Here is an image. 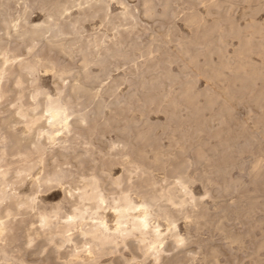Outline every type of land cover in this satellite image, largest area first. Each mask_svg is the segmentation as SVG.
I'll use <instances>...</instances> for the list:
<instances>
[{
    "label": "bare ground",
    "instance_id": "6f19581e",
    "mask_svg": "<svg viewBox=\"0 0 264 264\" xmlns=\"http://www.w3.org/2000/svg\"><path fill=\"white\" fill-rule=\"evenodd\" d=\"M33 1H35V0H33ZM223 2H225V0H213L209 5H216V6L222 5V6H224L222 4ZM241 2L242 1H240V3ZM253 2L254 1H252V3ZM232 3H235V2L233 1ZM236 3H238V2L236 1ZM245 3H247V2L245 1ZM261 3H263V2L261 1ZM261 3H260V5H261ZM225 5H227V4H225ZM232 5H234V4H232ZM120 6H123L122 3ZM192 6H191V8L196 7V6H194V7H192ZM167 7H168V2H166L165 5L162 7L163 8L161 11L162 13L158 15L157 12L155 11V7L152 3V0H143L142 1V7H141V13L143 14L144 17H146V19L147 18L152 19L155 16H162L163 17V16L167 15ZM256 7H258V6H256ZM206 8H204V9H206ZM212 8H214V7H210L209 9H212ZM195 9H197V7ZM40 10L45 13L44 19L40 23L29 24L27 21L28 7L26 5L23 6L21 11H19L16 16L4 17L3 8L1 7V4H0V17L2 16V19H1L2 22H1L0 30L3 31V34L0 35V56H1V59H0V99L3 98L2 96L5 94V91H3L4 84L6 85L7 81H9L10 79H13V82H14V83L12 82L13 84L10 85V88L13 92H16L15 95L17 96L15 99V104L13 105L14 108H11L9 106L13 110H11L10 114L7 117L2 118L0 120V130H4L5 133L7 134L6 138H0V143H4V142L8 143V148H7L8 150L7 149H1L3 146L0 147V161L5 162V160H6L5 158L8 154L12 155L13 158H16V159H12L11 161H8L5 165V167H3L0 164V264H20V263L14 261L12 259V256L10 255V253L14 252L16 250H14L12 248L7 249L6 248V244H7L6 240H8L9 234L11 232H13V229H14L13 219H14V217L16 215L23 214V213H25L29 217L35 218V220L28 221V223H27L28 226H26L27 228H25L26 229V236L28 238V241H27L26 246H25V251H27V248L29 246H31L32 242L34 240H36L38 237L43 236L47 239H49V238L51 239L52 236H54V237L58 236L60 238V241L58 243H56V241L53 243L54 244V251L57 254H59L60 249L62 247H64L65 245L70 246L69 252L68 253L66 252L67 253L66 256H63L64 262L61 264H96L99 262L100 258H102L103 256L108 255V254H117V253H118L119 257L123 259V264H130L131 261L132 262L134 261L137 264H147L146 261L149 258L152 260V264H163V261L165 259V253L172 250V249H175L179 246H182L185 243V239H186L183 237L184 235L183 236L181 235L182 233L180 234L177 231L178 226L176 224L177 223L176 222L177 218L175 216L176 211L173 212L172 211L173 209L171 210L170 207L180 208V210L184 214L183 217L185 216L186 219L189 218V220L192 219L194 222H200V221L207 222L208 219L206 218L207 217L206 213L203 212V211H205L204 210L205 206H204V203L202 202L203 198H200L201 196L196 197L191 192L192 188L189 189V186H188L190 179L185 174V173H187V170L185 171V173L181 170L182 166L185 162L183 164H182V162L180 164L179 163L174 164L171 167L170 161H172L173 158L170 161L168 160L169 161L168 163H170V164L165 162L168 159L167 157L169 154L167 152L169 150L167 149L168 151L166 150V152L164 153V155H166V153L168 154L167 157H164V158H166V160L164 161L162 156H163V152L165 150L162 151L161 148L163 146L160 148L159 145L158 146L155 145L158 148L153 149L151 151V153H153V157H152L153 160H150L151 159L150 158L148 161L147 158L150 155V154L148 155V150L143 148L142 146L141 147L139 146V148H137V146L140 145V143H142L144 145L147 143L146 145H148V141L151 142L150 133H151V129H153V127L150 125L151 123L147 124L146 120L145 121H146L147 126L145 129L140 127L142 125L141 124L139 126L140 130L138 128V131L137 132L135 131L136 134L133 132L135 134L134 140H136V142L137 141L140 142L137 146L135 145L137 148L136 152L132 150L133 153H135V156L131 155V150L128 147V142L120 139V137H122V136L119 137L117 135L119 137V138L117 137L118 140L117 139L115 140V138H116L115 137L114 138L115 141L111 143L110 152L108 153V157H112V158H110L111 164H113V163L114 164L117 163L118 165L120 164V166H122L123 171H124V175L121 174V172H120L121 175H119L117 177L115 175V177L113 176L114 177L113 178L110 175V173H112V171L110 172L111 167H110V169H108L107 175L109 176V181H110L109 183H110L111 187L112 186L115 187V189H110V191L108 190L110 193H112V196L110 195V197H109L103 193V182H102L103 179L101 178V176L97 172L95 173L94 171L89 175V177H86V175L85 176L81 175L80 180H77L76 182L75 181L69 182V185L62 190L64 193V200L70 206V209H68V211L65 213L61 212V205L59 203H56L55 205L51 206V208L48 210L43 205L42 199L40 198V194L46 193L45 191H47L50 188L63 185L64 181L67 180L71 176V172L67 169L68 167L65 169L63 167V164H66V162L69 161L66 158L67 153L64 151H67V150L70 151V149L72 148V145H71L72 140L79 141V143H84L85 145H89V147H90V145H91L90 137H92L94 134H98V131L100 129L103 131H105V130L110 131L111 130V132L113 133L114 130H112V129L115 128V126L117 124L113 125L110 120L105 119L106 117H104V119L106 120L104 122H102L101 120H97V118L99 119L100 117L107 116V114L104 115V111L106 108H111L110 101H109V104H107V102H105V101L102 102L101 96H103L104 93H106L107 95L109 94V96H116V94H119V93H117V89H119V87H118L119 85H117V81H119L120 78L119 77L113 78L111 76L112 64L116 67V69H118L119 66L115 65L113 61L121 60L123 64L124 63H128V64L132 63L136 69L143 66L146 68L147 72L152 73L150 75V77L148 79H146V77L144 75V74H146V72H145L142 75V79H143L142 82L139 79L140 80L139 83H141L140 84V86H141L140 90H143L144 92L146 90V93L148 91V93L146 94L145 97L147 99H149L150 102H152V103L156 99V95L158 93V90H160V87H159L160 82L159 81H160V79H162L161 77L173 79L174 74L172 73V71L169 70L170 68L165 69L164 71L162 70L163 72L160 73L161 75L154 74L157 71L158 72L160 71V70H158V68H159V63H161L160 62L161 60L160 61L157 59L155 60L156 54L153 55L155 51L157 52L161 49L159 46L156 47L157 42L154 43L155 48L152 47V44L149 45L148 47L146 44V48L144 47L145 48L144 50H142L140 47H138L137 44H135L134 42H127L128 38L132 35L133 30L135 29V27L138 24V18H137V15L135 14V9H133L131 7L125 6V7H123V9L121 11H119L117 13H112L108 0H45V1L40 2ZM207 10H208V8H207ZM262 10H264V9H262ZM191 11H192V9H191ZM73 12H76V14L73 15ZM193 12H194V9H193ZM214 12H216V11H214ZM214 12H213V14H214ZM255 12L256 11H254V13ZM211 14L212 13H210V16H211ZM216 14H217V12L214 15H216ZM186 15H187V13H186ZM203 15H204V13H203ZM220 15H222V14H220ZM249 15H251V14H249ZM201 16L199 14H196V13H192V14L186 16V21H185L186 24L184 23V25H187V24L191 25V26L194 25L192 27H195V26L197 27L196 30L199 32L200 36H201L200 33H202L203 35L205 34L204 36L202 35V38L198 37V40H196V41L193 40L190 43L193 44L194 46H196L197 44L205 45V47L207 49L211 45L210 44L211 40H207V39H209L207 37L210 36L211 33H213L212 35H214L216 33V31H218V28L220 29V26L217 27L212 22L213 27L211 26L212 27V28L210 27L211 29H209V28L208 29H205V28L202 29L201 27L206 26V25L204 22L205 20H203ZM144 17H142V18H144ZM220 17H221L220 19H223V22H230V20H231V19L229 20L227 18L228 21L227 20L224 21L225 17L224 18H222V16H220ZM253 17H255V15ZM218 18H219V12H218ZM205 19H207V18H205ZM96 20L99 22V26L104 28V31L99 30V29H95L93 32L88 33L86 31V28H85V23H93ZM150 22H147V23H150ZM214 22H216V21H214ZM232 22H233V19H232ZM249 22L251 23V21H249ZM252 22H253V24L256 23V21L255 22L252 21ZM141 23H142V21H141ZM143 23H142V26L144 25V27H145V24H143ZM235 24H237V22ZM257 24H255V25H257ZM188 25H187V27H188ZM218 25H220V24H218ZM227 25H228V23H227ZM231 26H232V24H231ZM235 26L237 27V25H235ZM245 26H246V24H245ZM192 27H191V29H192ZM233 27H234V25L232 27H229V28H232L233 33H234V30H236L237 28L234 27L235 28L234 29ZM241 27L243 28V26H241ZM171 28H172V26L169 27L168 31L171 30ZM222 28L223 27L221 25V30H225V27L223 29ZM146 30L147 29L145 28V31ZM228 30H231V29H228ZM239 30H240V28H239ZM220 31H218L217 33H219ZM108 32H110L111 36L109 35ZM134 32H135V30H134ZM231 32H232V30H231ZM255 32H257V34H258V32H260V30L259 31L255 30ZM224 33H226V31ZM229 33L230 32L228 31V33H226V34H229ZM253 33H254V30H253ZM191 34H192V31L190 33V36H191ZM263 34H264V32H263ZM155 35H157V34H155ZM212 35H211V37H212ZM215 35H217V34H215ZM225 35L223 37L227 36V35L226 36ZM230 35H231V33H230ZM254 35H256V34H254ZM162 36L165 37L166 39H168L169 41L172 40L169 33H164ZM183 36H185V35H183ZM186 36H188V35H186ZM196 37H194V38H196ZM227 37H229V36H227ZM232 37L235 38L234 36H232ZM241 37H243V36H241ZM261 37H263V35ZM218 38H219V36H218ZM138 39H139V37L137 38V40ZM185 39H182V40H185ZM148 40L150 41V39H148ZM153 40L159 42L160 37H153ZM182 40H181V43L183 44ZM11 41L16 42V45L14 46L15 49H18L21 45H23L26 48H29V50L26 52V56L31 55V53L33 52V49L36 47V44H35L36 42L37 43L43 42L44 44H46L47 49L49 51H56L60 55H63L66 57H72V55L74 53H77L81 56L79 69L75 75H71V68L69 67V64H62L56 70L55 62L51 59L45 60L42 62L41 61L40 62H34L33 60L31 61L30 59H28L27 57L18 58V56H14L11 58L7 55V53L10 50L9 43ZM169 41H168V43H169ZM187 41L188 40L186 39V41H184V42H186L188 44L189 42H187ZM216 41L219 42V39L216 38ZM160 43H161V41H160ZM186 43H184V44H186ZM221 43L224 44L223 42H221ZM149 44H150V42H149ZM176 44H177V41H176ZM225 44H226V42H225ZM242 44H241L242 45L241 49L237 52L238 63L234 67V69L238 72L243 71L242 76L240 75V76H236V78H234L235 80H238V82L240 83V84L238 83L239 85H242V82L243 83L246 81L248 82V80L251 82V81H254L256 78H259L258 76L261 74V72L263 70V69L259 70L258 67H256L254 64L249 62L250 55L254 52V44H253L252 39L248 37V39L245 40ZM159 45H161V44H159ZM260 45H262V44H259L258 47H260ZM162 47L166 48L164 45ZM196 47H198V46H196ZM214 47H216V45ZM219 47L220 46H218V50H219ZM258 47H256L257 51H258ZM262 48L264 49V47H262ZM262 48H261V50H263ZM225 49H226V47H224V51H225ZM218 50H217V52L220 51L219 54H221V57L219 55V57L217 58V60L219 59V61H220V63H219V61H217L219 64L218 67H215L213 64H212L213 65L212 66L209 63L210 65H208L209 66L208 68L214 73V74H211V73L209 74L210 76H212V75L214 76L211 79H215V76H216V78L218 80H221V82H222V79H224L225 75H226V73L224 74V69L229 68V63H227L228 61L226 60V58H225V60L227 62L224 60V57L222 55L223 51L221 49L219 51ZM133 51H139L140 52V56H143V58H144L143 63L139 64L137 62V57L133 54ZM165 51H166V49H165ZM168 52L169 51H166V53H168ZM175 52H174V54H177ZM188 52H189L188 47L182 48L180 50V54L183 56H185L184 54H187ZM213 52L215 53L216 51L212 50L211 53H213ZM198 53H199V51H196V53L194 55L189 53L191 55V57H190V55L187 54V56L190 57V59L188 61L190 64H193L192 65L193 67H194V65H198V64L200 65V63L198 62ZM205 53L206 52H204V54ZM226 53H228V52H226ZM211 55H215V54H211ZM226 55H228V54H226ZM154 56H155V58H154ZM215 56L217 57V55H215ZM263 56H264V54H263ZM206 57H208V56H206ZM168 58L171 59L172 57L169 56ZM203 58H205V57L203 56ZM210 58H211V56H210ZM230 58H231V56H230ZM233 58H234V56H233ZM175 59H176V57H175ZM178 61H181L180 57H179ZM188 61H184V62H188ZM204 61H202V63ZM197 62H198V64H197ZM208 62H210V61H208ZM211 62H212V60H211ZM254 63L256 64L257 62H254ZM263 63H264V60H263ZM263 63H261V64H263ZM232 64H233V62H232ZM203 65L206 66L205 62H204V64L201 65V68H204ZM233 65H235V64H233ZM165 66H167V63ZM179 66H181V65L179 64ZM40 68H43L44 72H47V73H48V71H51L53 73L56 81H59V83H57L54 86L56 88L55 89L56 93H53V94H55V95H52L51 92H49L48 90L42 89L41 86L39 85L41 82L38 84V81H40V80L36 76L37 75L36 73L39 71ZM94 68H96L97 70H94ZM121 68L124 69L123 67H121ZM209 69H207V70H209ZM210 70H209V72H211ZM231 70H233V69H231ZM128 71H129V69H128ZM200 71H202V70H200ZM205 73H203V75ZM206 74H208V73H206ZM231 75H233V74H231ZM234 75H237V74L234 73ZM260 76H262V75H260ZM54 77H51V78H54ZM67 78H69V79H67ZM136 78H137V75H136ZM176 78H177V76L174 78V81ZM105 80H108V81H106V83L104 84ZM204 80H205V78H204ZM207 80H209V78ZM124 81H126V79ZM167 81H169V80H166L165 84L167 83ZM209 81L212 82V80H209ZM215 81L216 80H213V83ZM256 81H260V80H256ZM232 83H233V81H232ZM232 83L230 85H232ZM24 84H30L29 87L32 88L31 91H29L28 93H25L26 95L23 93V91H24L23 88H22V90H19V88ZM160 84H162V83H160ZM226 84H229L228 81ZM244 84H247V83H244ZM183 85H184V83H183ZM230 85H228V86H230ZM260 85H261V83H260ZM102 86H106V88L103 89ZM163 86H165V85H163ZM169 87H170V85H169ZM173 87H174V85H173ZM214 87H216V85ZM220 87L222 88V86H220ZM248 87H250V86H248ZM259 88H260V86H259ZM262 88L264 89V87H262ZM232 89H233V87H231V90ZM133 90H134V88H133ZM136 90L139 91V89H136ZM136 90H134V91H136ZM247 90H248V88H247ZM260 90H259L258 95L262 94V91H260ZM130 92H129V94H130ZM141 92L142 91H140L139 94H141ZM144 92H143V95H144ZM233 92H234V90H233ZM236 92H237V89H236ZM254 92H256V90H254ZM132 93L133 92H131V94H130L131 98H132V99L130 98L131 100H133V98L135 100V97L140 99L141 98L140 96H142V99L144 98L143 95H139L137 92H135L133 94ZM162 93H163V90H162ZM181 93H182V97H183V98H181V100L182 99L184 100L183 102L186 103V107L188 106V107L192 108L193 113H195L199 116L202 115L203 111H205L206 109H209V106H211L213 103H216V101H221V104H222L221 108L223 110H230V105L228 104V101L230 99H232L233 95H234L230 91V89L226 88V86H225L224 91H223V95H224L223 98L218 96V95L216 97H213L211 95H206L205 99H204L205 100L204 104L200 105L198 98L203 94H202V92L195 89V86L193 84L186 83L184 90ZM238 93H237V95H238ZM256 94H257V92H256ZM249 95H251V94H249ZM124 96H126V95H124ZM163 96H165V95H163ZM81 98H83V99L85 98V100L87 102H95L94 103L95 106L92 103V105L95 107L94 113L93 114L91 113L93 115L92 119L89 117V115L87 113L89 111L86 112L88 107L85 106L86 107L85 112H82V110H81L82 103L80 101ZM106 98H108V97H106ZM122 98H123V96H122ZM127 98H128V99H126V101H128L127 105L129 106V104H128L129 103V97H127ZM239 98L240 97H238V99ZM124 99H125V97L123 98V100ZM147 99H145V100H147ZM85 100H84V102H85ZM103 100H104V98H103ZM174 100H175V98H174ZM253 100H255V97ZM112 101H114V98H112ZM258 101H260V100H257V102ZM118 102H121V101H119V98H118ZM136 102H137V99H136ZM138 102H139V100H138ZM171 102H172V100H171ZM183 102H181V103H183ZM230 102H231V100H230ZM137 103H136V106H137ZM152 103H151V106H152ZM176 103H178V102L176 101ZM116 104H117V102H116ZM174 104H175V102H174ZM256 104H258V103H256ZM89 105H91V104L89 103ZM130 105H131V102H130ZM141 105H143V104H141ZM216 105H217V103H216ZM231 105H232V103H231ZM128 106H126V107H128ZM132 107H134V106H132ZM143 107H141L142 112L143 111L146 112L147 110L146 109L143 110ZM152 107H154V105ZM155 107H157V106H155ZM176 107H177V105H176ZM180 107H181V105H180ZM162 108H164V107H162ZM174 108H175V106H174ZM91 109H92V107H91ZM115 109H117V108H115ZM122 109H124V108H122ZM128 110L129 109L127 108V111ZM221 110H219V111H221ZM125 111H126V109H125ZM157 111H160V109ZM189 111H190V109H189ZM148 112H149V110H148ZM162 112H165V111H162ZM0 113H1V111H0ZM122 113H123V115L125 114L123 111H122ZM122 113L119 112V115H121ZM166 113L167 112H165V114ZM168 113L171 115L172 112L168 111ZM208 113H209V111H208ZM223 113H224V111H223ZM228 113L227 114L225 113V115L229 118L231 117L230 115H234L233 110L231 112L232 114L228 115ZM112 114L113 115L116 114L114 112V109H113ZM142 114H145V113H142ZM110 115H109V117H110ZM114 116H116V115H114ZM124 116H123V118H124ZM109 117L107 116V118H109ZM130 117L131 116L129 115V118ZM219 117H217V118H219ZM263 117H264V115H263ZM109 119H111V118H109ZM131 119L132 118H130V121H131ZM200 119H202V118L200 117ZM204 119H205V117H204ZM207 119H208V117H207ZM213 119H214V117H213ZM224 120H225V118H224ZM98 121L101 124L104 123L103 129L99 128V130H97L98 126L101 125V124L100 125L98 124ZM124 121L126 122V119ZM212 121H214V120H212ZM217 121H218V119H217ZM134 122L135 121H133V123ZM205 122H207V121H205ZM115 123H116V121H115ZM178 123H180V122H178ZM189 123H190V121H189ZM221 123H220V126H221ZM18 125L19 126L23 125L24 129L22 131H21V129L18 131L17 130ZM124 125H123V127H121L122 125L121 126L117 125L119 127L116 126V129L121 130V133L124 131L129 132V131L133 130V129H129L128 126L124 127ZM142 126H145V125L143 124ZM190 126H192V125H190ZM190 126L188 125V127H190ZM201 126H203V125H201ZM193 127H194V124H193ZM21 128H22V126H21ZM141 128H142V130H141ZM155 128L156 127H154V129ZM215 128H217V127H215ZM263 129H261L260 131H262ZM220 130H222V129H220ZM225 130H223V131H225ZM243 130H241V131H243ZM250 130H252V129H250ZM84 131H85V133H84ZM241 131L239 130L237 132L240 133ZM106 133H103V134H106ZM155 133H156V131H155ZM227 133H225V134H227ZM252 133L253 132H251L249 134L252 135ZM84 134L85 135L87 134V136L88 135L89 136L87 138H84L83 137ZM123 134L125 135V132ZM184 134L186 135V132H184ZM200 134H201V132H199V136H201ZM154 135H156V134H154ZM250 135H248V137ZM103 136H105V135H103ZM151 136H153V133ZM174 136L176 137V134H174ZM195 136H196V134H195ZM227 136H228V134H227ZM240 136H242V135H240ZM132 137L130 138V141H131ZM186 137H188V136L186 135ZM224 137H226V135ZM206 138L208 139L209 137L207 136ZM262 138H263V136H262ZM95 139H94V141L97 140V139L96 140ZM152 139H154V138H152ZM155 139H158V138H155ZM224 139H225V141H227L228 138L227 139L224 138ZM254 139H255V137H254ZM254 139H253V142H254ZM256 139H258V138H256ZM128 140H129V138H128ZM173 140H175V139H173ZM188 140H190V134H189ZM208 140H205V142H207ZM158 141H160V140H157V142ZM170 141L173 142L172 140H170ZM213 141H215V140H213ZM222 141H221V143L218 141V143H220L219 145H222ZM235 141H236V139H235ZM157 142L152 143L153 144V145H151L152 148L154 147V144ZM105 143H106V141H105ZM129 143H132V142H129ZM210 143L208 142V144H210ZM227 143H226V145H227ZM101 144H102V142H101ZM134 144H136V143H134ZM157 144H159V143H157ZM194 144H195V154L197 156V160L199 162L204 161V163H205V161H206V163L210 162L212 164L213 169L217 172V174H220L221 171L224 168H226L227 166L232 167V166H229L230 164L228 165L226 163H220L218 161L219 159H217L216 157L214 158L213 153L210 152V150L208 149L209 146L207 144H205L204 142L202 143L201 140L200 141L197 140V143L195 142ZM93 145H91V147H94ZM104 145L106 146V144H104ZM104 145H102V147ZM171 145H172V143H171ZM207 146H208V148H207ZM223 146H225V142H224ZM246 146L251 147L250 145H248V143ZM91 147H90V149H91ZM230 147H231L230 145H229V148L227 146V150L230 149ZM103 149L105 150L106 148L103 147ZM215 149L214 150L216 152H217V150H219V149H217V147H215ZM225 149H226V147H225ZM233 149H234V147H233ZM233 149H232V152H233ZM235 149H236V147H235ZM69 151H68V153H69ZM174 151L176 152L175 149H174ZM71 152L72 151H70V153ZM92 152H93V150H92ZM95 152L96 151H94V153ZM100 152L102 153L103 151L101 150ZM232 152H231V155H232ZM73 153L74 152L71 153V156H74V155H72ZM218 155H219V153H218ZM35 156H37L39 158L38 163H40L39 165L42 166V172L39 175L34 177L32 172H33V169L35 168L36 165L33 164L32 161H33V158ZM71 156L69 155L68 158ZM102 156H101V158H102ZM170 156H172V155L170 154ZM174 156H176V155H174ZM49 157H50V160H52L51 161L52 164L48 161ZM74 157H75V159L80 158L79 155L74 156ZM260 157H261V155H260ZM62 158H66L67 161L61 160ZM101 158H99V159H101ZM106 158H107V156H106ZM233 158H234V156H233ZM104 159H105V155H104ZM174 159H176V158H174ZM182 159H184V158H182ZM97 160H98V158H97ZM146 160H147V162L153 161L154 165L156 163V165L157 164H158V166L161 165V167L165 166V164L167 163L171 168V173H172V175L170 176L171 180H169L168 177H165L166 179L163 180V183L165 181L166 185L161 184V185H159V187H157V183L154 182L151 179V177L149 178V172H153V170L150 171V167H151L150 163H149L150 167L148 164H145ZM174 161L175 160H173V162ZM184 161H187V159L185 158ZM225 162H227V161H225ZM233 162L235 164L237 163L235 161H233ZM233 162H232V164H233ZM260 163H261V159L259 158L253 166V175H255L256 177L258 176V174L260 175V173H261V172L259 173ZM68 164H69V162H68ZM90 164L91 163H89L88 166ZM235 164H233L234 167H235ZM10 165H14L15 168L11 169ZM90 166L88 168L89 173H90V171H89ZM96 166H97V163H96ZM99 166H100V164H99ZM77 167H75V169ZM262 167H263V165H262ZM153 168H155V167L153 166ZM170 168H169V170H170ZM226 169H227V171H229L228 168H226ZM85 171H83V173ZM167 172H168V170H167ZM224 172H225V174L228 173V172H226V170ZM230 173H228V174H230ZM102 175H103V173H102ZM133 176H136L137 179H139L141 181V184L136 185L134 183ZM164 176H165V174H164ZM261 176H262V174H261ZM28 177H33L32 178V184H31L32 187L30 185L31 191L29 193H24L23 191H21V188H22L23 184L25 183L26 179H28ZM75 177H76V175H75ZM152 177H154V176H152ZM209 177L211 179V176H209ZM153 179H157V178H153ZM205 180H207V179H205ZM241 180L242 179H240V181H238V182L241 183ZM225 182L226 181L224 180V184H225ZM255 182L256 181H254V183ZM202 183H203V181H202ZM212 183H214V182H212ZM233 184H236V183H233ZM252 185H253V183H252ZM26 186H25V188H27ZM202 186H203V184H202ZM226 186H228V185H226ZM147 187L150 188V190L146 191L145 189H147ZM219 187H221V185ZM222 187H223V185H222ZM237 188H239V187H237ZM240 188L242 189V187H240ZM226 189L223 188V190H226ZM256 189H257V187H256ZM132 191L137 193V195L140 197L139 202H135V200L131 198L130 192H132ZM205 191H206V189H205ZM227 191H228V189H227ZM227 191H226V193H227ZM238 191H239V189H238ZM222 193H224V192H222ZM230 193H232V192H230ZM248 193H249V191H248ZM256 196L257 195H250L249 194V195H246V198L248 200H253L254 197H256ZM45 197H47V196H45ZM211 198H212V196H211ZM216 199H218V198L216 197ZM255 200L258 201L257 198ZM235 201L236 200H234V202ZM239 202H241V201H239ZM250 202H252V201H249V203ZM254 202H253V204H254ZM162 203H164V204L167 203L168 206L163 205ZM249 203H248V205H250ZM215 204H216V202H215ZM241 205H243V203H241ZM187 206L191 207V210L186 209L183 211L184 207H187ZM253 206H255V205H253ZM108 213L112 214V217H113L112 224H109ZM208 213H210V211ZM221 214H222V212H221ZM239 214H240V212H239ZM209 215L210 214H208V217H209ZM228 215H229V213L227 214L226 212H223L222 216L226 217ZM177 216H179V214ZM159 217H161L166 222L167 227L165 230L161 229V225H160L161 223H159L157 221V218H159ZM217 217H219V215ZM179 218H180V216H179ZM225 219H224V221H225ZM187 221H188V219H187ZM208 221H211V219ZM21 222H23V219L20 220V223ZM36 223H37V225H36ZM205 226H207V225H205ZM187 227H189V225ZM258 228H260V227H258ZM216 229L220 230L221 232L228 235V237H229L228 240H232L234 242L240 240V238L238 236L230 235V234L226 233V230L222 226H217ZM254 229H256V228H254ZM11 235H12L11 237L13 238L14 237L13 233ZM185 237H186V235H185ZM25 239H26V237H25ZM168 240H170L171 242L169 243ZM133 241L135 242V244H134L135 250H133L131 248ZM10 244H12V243H10ZM257 245H259V243ZM181 248H184V247H181ZM213 249L214 250H212L210 252V254L208 256H206L207 258H215L217 252H216L215 248H213ZM65 250H66V248H65ZM123 250H128L130 252V254H131L130 259L126 258ZM41 251H43V250L40 249L39 252H41ZM170 253H171V251H170ZM177 258H178L177 254H174V255L171 254L170 260H172V262L169 264H178V263H180V264L185 263L186 264V262H183L182 259H180V261H173L175 259L177 260ZM212 261H213V259H212ZM115 262L116 261H114V263ZM117 263L120 264V262H118V261H117Z\"/></svg>",
    "mask_w": 264,
    "mask_h": 264
},
{
    "label": "rangeland",
    "instance_id": "374dc122",
    "mask_svg": "<svg viewBox=\"0 0 264 264\" xmlns=\"http://www.w3.org/2000/svg\"><path fill=\"white\" fill-rule=\"evenodd\" d=\"M41 1H45V0H35V1H33V0H0V4H1V7L3 8L4 17L16 16L18 14V12L21 11L23 6L26 5L28 7V14H27L28 23L29 24H37V23H40L45 17V13L40 10V2ZM108 1H109V4H110V8H111L112 13H117V12L121 11L123 9V7H125V6L135 9V14L137 15V18H138V24H137V26L134 29L136 33L133 30L132 35L128 38L127 42H134L142 50H144L146 48V44H147V47L152 44V47L155 48L154 47V43L157 42L156 43V47L159 46L161 49L159 51H157V52L155 51L153 55L156 54L155 55L156 58L154 56L155 60L156 59L159 60V61L161 60L160 61L161 63H159V68L160 69L158 68V70H160V71L159 72L157 71L154 74L161 75L160 73H162L165 69H169L170 68L169 70L172 71V73L174 74V78L176 76H177V78L174 81V78L173 79H168V78L161 77L162 79H160V81H159L160 83H162V84L159 83L160 90H158V93L156 95V99L152 103V102H150L149 99H147L145 97L146 94L148 93V91L146 93V90H145V92L143 90H140L141 89L140 88L141 87L140 86L141 83H139L140 80H141V82L143 81L142 75L145 72H146V74H144V75H145L146 79H148L152 73L147 72L146 68L143 67V66H141L138 69H136L135 66L132 63H130V64L124 63L123 64L121 60L113 61L115 65L119 66L118 69H116V67L113 64L111 66V76L113 78H117V77L120 78V80L117 81V85H119L118 86L119 89H117V93H119V94H116V96H109V94L107 95L106 93H104V95H103L104 97L101 96L102 102L105 101V102H107V104H109V101H110L111 108H106L105 111H104V115L107 114V116L109 117V115L111 114L110 117H109L111 119L107 118V116H103V117H100L99 119L97 118V120H101L102 122H104L106 120H110L113 125H116V124L119 125V126L122 125L121 127H123V125L125 124L124 127L128 126L129 129H133V130H131L129 132L128 131H124L125 132V135H124L123 134L124 132L121 133V130L116 129V126H117L116 125L115 128L112 129V130H114L113 133L111 132V130L110 131L109 130L103 131V130L100 129L101 130L100 131L99 128L103 129L104 128V123L101 124L98 121V124L99 125L101 124L100 125L101 127L98 126L97 130H99L101 133L98 131V134H94L92 137H90V143H91V145L94 144L93 145L94 147H91V145H90V147H91V149H90L89 145H85L84 143H79V141L72 140L71 141V145H72L73 149L71 148L70 151L74 152L72 155H74V156L79 155L80 158L79 159H75L74 156H71L72 152L70 153L69 150L64 151V152L67 153V154L66 153L65 154H66V158L69 161H67L66 158H62L61 160H66L67 161L66 164H63V167L65 169L68 167L67 169L71 172V176L67 180L64 181L63 185L50 188L47 191H45L46 193L40 194V198L42 199L43 205L49 210L51 208V206L55 205L56 203H59L61 205V212L62 213L67 212L68 209H70V206L64 200V193H63L62 190L69 185V182H74V181L76 182L77 180H80L81 175H84V176L86 175V177H89V175L93 171L95 173L97 172L101 176V178L103 179V181H102L103 182V193L106 196H109V197H110V195L112 196V193H110L109 191H110V189H115V187H113V186L111 187V185L109 183L110 182L109 181V176L107 175L108 169H110V167H111L110 172L112 171V173H110V175L112 177L113 176L115 177V175H116V177L121 175V174L124 175V171H123L122 166H120V164L119 165L117 163H115L116 165L114 163L111 164L110 158H112V157H108V153L110 152L111 143L114 142L116 139L118 140V138L120 136H122V137H120L121 140H125V141L128 142V147L131 150V155L132 156H135V153H133V151L136 152V150H137V148H139V146L140 147L142 146L143 148L147 149L148 150V155L150 154L149 157L147 158L148 161H149L150 158H151L150 160H153V158H152L153 157V153H151V151L153 149L158 148L157 147L158 145L160 146V148L163 146L161 149H162V151L165 150L163 152V156H162L164 161L166 160V158H164V157H167L168 154H169L168 157H167L168 159L165 162L168 163L170 160H172V158H173V160H175L174 161L175 163L173 162V160L170 161V163H171L170 166L171 167L174 164H178V163L180 164L181 162L183 164L185 162L183 164L181 170L184 173L187 170V173H185V174L190 179L189 180V184H188L189 189L192 188L191 192L196 197H200L201 196L200 198H203L202 202L204 203V206H205L204 210L206 211V212L205 211H203V212L206 213V215H207L206 218L208 220H210V219H211V221L213 220L212 222L208 221V220H207V222H204V221L194 222L192 219L189 220V218H187L188 219V221H187L186 217L185 216L183 217L184 214L180 210V208H178V207H170L171 210L173 209L172 210L173 212L176 211L175 212L176 214L175 213L174 214H175V216L177 218V221H176L177 222L176 224L178 226L177 227L178 228L177 231L180 234L182 233L181 235L182 236L184 235L183 237L186 238V239H185V243L182 246H179V247H177L175 249L170 250L171 253H170V251H168L169 253L168 252L165 253V259L163 261V264H169V263L172 262V260H170L171 254L172 255H174V254L178 255L177 260L175 259L173 261H180V259H182V261L186 262V264H264V171H263L264 170V156H263L264 155V139H263L264 138V131H263L264 130L263 129L264 128V117H263V115H264V97H263L264 96V89L262 88V87H264V84H263L264 83V63H263V60H264V56H263L264 51L263 50L264 49L262 48V47H264V38H263L264 37V34H263V32H264V10H262V9H264V0H260V1L259 0H257V1L256 0H251V1L250 0H248V1L247 0H240V1H242L241 3H240L239 0H229V1L225 0V2L222 3L224 6H222V5H220V6L209 5L213 0H175V1L174 0H152V3L154 5V7H155V11L157 12L158 15L162 13L161 12L162 9H163L162 7L165 5L166 2H168L167 15L163 16V17L162 16H155L152 19H149V18L146 19V17H144L143 14L141 13V7H142V1L143 0H108ZM233 1L235 3H232ZM236 1L239 4L236 3ZM245 1L247 3H245ZM252 1H254V2L252 3ZM261 1L263 3H261ZM121 3H122L123 6H120ZM260 3H261V5H260ZM225 4H227V5H225ZM232 4H234V5H232ZM191 6L192 7L196 6L197 9H195L196 7L191 8ZM256 6H258V7H256ZM206 7L208 8V10H207ZM210 7H214V8L209 9ZM204 8H206V9H204ZM191 9H192V11H191ZM193 9H194V12H193ZM208 11L210 13H212L211 16H210V13ZM214 11L217 12V14H216L217 16L214 15L216 13ZM254 11H256V12L254 13ZM213 12H214V14H213ZM218 12H219V18H218ZM186 13H187V15H186ZM192 13L199 14L200 16L202 15L201 17H202L203 20H205L204 22H205V25H206V26H202L201 27L202 29H204V28L205 29H208V28L211 29L213 27L212 22H213V24H215V26H217V27L220 26V29L218 28V31L221 30V25H222L223 28L225 27V30H221L219 33H217L218 31H216V33L214 32L217 35H215V34L212 35L213 33H211L210 36L207 37V38H209L207 40H211V43H210L211 47L209 46V48H207V49H206L205 45L197 44L196 46H198V47H196V46H194L193 44L190 43L193 40L194 41L198 40V37L202 38V35H203L202 33H200L201 36L199 35V32L196 30L197 29L196 26L192 27L194 25L191 26V25L187 24L188 25V27H187V25H184V23L186 24V22H185L186 21V16H188V15H190ZM203 13H204L205 16L203 15ZM75 14H76V12H73V15H75ZM220 14H222V15H220ZM249 14H251V15H249ZM252 15L253 16L255 15V17H253ZM220 16H222V18L225 17L224 21H226V20L228 21V19L229 20L231 19V20H230V22H223V19H220L221 18ZM142 17H144V18H142ZM205 18H207V19H205ZM1 19H2V16L0 17V28H1V22H2ZM232 19H233V22H232ZM213 20L216 21V22H214ZM141 21H142V23L144 22L143 24H145V27H144V25L142 26ZM146 21L147 22L151 21V22L147 23ZM249 21H251L252 24ZM252 21H254V22L256 21L255 24H257V23L258 24L255 25V24H253ZM236 22H237V24H235ZM227 23H228V25H227ZM218 24H220V25H218ZM231 24H232V26L234 25V27L237 28L236 30H234V33H233V29L229 28V27H232ZM245 24H246V26H245ZM235 25H237V27ZM170 26H172V28H171V30L168 31ZM190 26L192 27V29H191ZM241 26H243V28ZM85 28H86V31L88 33L93 32L95 29H99V30L104 31V28L99 26V22L97 20L94 21L93 23H85ZM145 28L147 29L146 31H145ZM187 28L188 29L190 28V29L188 30ZM239 28H240V30H239ZM228 29H231L232 32H231V30H228ZM258 29L260 30V32H258V34H257V32H255V30L259 31ZM190 30L192 31L191 36H190V33H191ZM227 30L231 33V35H230V33L226 34V33H228ZM253 30H254V33H253ZM225 31H226V33H224ZM108 33L111 36L110 32H108ZM164 33H169V35L171 36L172 40L169 41L168 39L163 37L162 35ZM2 34H3V31L0 30V35H2ZM155 34H157V35H155ZM223 34L224 35L226 34L229 37H227L226 35H225L226 37H223L224 36ZM254 34H256V35H254ZM183 35H185V36L188 35V36L185 37ZM211 35H212V37H211ZM262 35H263V37H261ZM218 36H219V38H218ZM230 36L231 37L234 36L235 38H233V37L231 38ZM239 36L240 37L243 36V37L240 38ZM138 37H139V39L137 40ZM153 37H160L161 43H160V41L159 42L158 41H154ZM184 37L188 40L187 41V42H189L188 44L186 42H184V41H186V39ZM194 37H196V38H194ZM248 37L252 39L253 44H254V52L250 55L249 62L254 64L256 67H258L259 70L263 69L262 72L260 71L261 72L260 75H262V76L259 75L258 76L259 78H256L254 81H251L252 83L248 80V82L247 81L244 82V83H247V84H244L242 82V85H239L240 83L238 82V80H235L234 78H236V76H240V75L242 76L243 75V71L238 72V71H236L234 69V67L238 63L237 52L241 49V47L243 45L242 43L245 40H247ZM216 38L219 39V42L216 41ZM148 39H150V41ZM182 39H185V40H182ZM181 40H182L183 44L181 43ZM168 41H169V43H168ZM176 41H177V44H176ZM224 41L226 42V44H225ZM149 42H150V44H149ZM221 42H223L224 44H222ZM158 43L161 44V45H159ZM184 43H186V44H184ZM35 44H36V47L33 49V52L31 53V55H29V56L27 55L26 56V52L29 50V48H26L23 45H21L18 49H15L14 46L16 45V42L15 41H11L9 43L10 50L7 53V55L9 57H11V58L14 57V56H18V58L27 57L28 59H30L31 61L33 60L34 62H40V61L42 62V61L51 59V60H53L55 62L56 70L62 64H69V67L71 68V75H75L77 73V71L79 69L80 60H81V56L79 54L74 53L72 55V57H66V56L60 55L56 51H49L47 49L46 44H44L43 42H38V43L36 42ZM259 44L263 45V46L260 45V47L263 50H261V48L258 47ZM163 45L166 48L162 47ZM215 45H216V47H214ZM218 46H220L219 50L221 49L223 51L222 55L224 57V60L226 58V60L228 62L226 60L225 61L227 63H229V68L224 69V74L226 73V75H225V78L222 79V82H221V80H218L216 78V76H215V79H211L214 76L213 75L210 76L209 74L210 73L214 74V73L208 68L209 67L208 65H210V64L211 65L213 64L215 67H218V65H219L218 62H217V61H219V59L217 60V58L219 57V55L221 57V54H219L220 51L218 50ZM255 46L258 47V51H257V48ZM185 47L189 48V52L187 53L188 55H190V54L194 55L196 53V51H199V53H198V62L200 63V65L197 62L198 65H194V67H193L192 66L193 64H190L189 61H188L190 59L191 55L189 57V56H187V54H184L185 56L180 54V50L182 48H185ZM224 47H226L225 51H224ZM165 49H166V51H169L168 52L169 54L166 53ZM212 50L216 51V52L215 53L214 52L211 53ZM217 50L219 52H217ZM174 52L177 53V54H174ZM204 52H206V53L204 54ZM226 52H228V53H226ZM133 54L137 57V62L139 64L143 63L144 58H143V56H140V52L139 51H133ZM211 54H215V55H217V57L215 55H211ZM226 54H228V55H226ZM205 55L208 56V57H206ZM169 56L172 57V58L174 57V58L170 59V58H168ZM203 56L205 58H203ZM210 56H211V58H210ZM230 56H231L232 59L230 58ZM233 56H234V58H233ZM175 57H176V59H175ZM179 57H180L181 61H178ZM0 59H1V56H0ZM183 60L184 61H188V62H184ZM211 60H212V62H211ZM202 61H204L205 65H206V66L203 65L204 68H201V65L204 64V62L202 63ZM208 61H210V62H208ZM232 62L235 65H233ZM254 62H257V63L255 64ZM166 63H167V66H165ZM219 63H220V61H219ZM261 63H263V64H261ZM179 64L181 66H179ZM121 67H123L124 69H122ZM40 69L36 73L37 74L36 76L40 80V81H38V84L41 82L39 85L41 86L42 89L48 90L49 92H51L52 95H55V94H53V93H56V90H55L56 88L54 86L57 83H59V81H56V79H55V77H54V75H53V73L51 71H48V73H47V72H44L43 68H40ZM128 69H129V71H128ZM207 69H209L211 72H209V70H207ZM231 69H233V70H231ZM94 70H97V69L94 68ZM200 70H202V71H200ZM202 72L203 73L206 72L208 74L205 73L203 75ZM234 73H236L237 75H234ZM231 74H233L234 76L231 75ZM136 75H137V78H136ZM51 77H54V78H51ZM203 77L205 78V80H204ZM208 78H209V80H212V82L207 80ZM67 79H69V78H67ZM125 79H126V81H124ZM10 80L7 81L6 85L4 84V87H3V91H5V94L2 96L3 98L0 99V111H1L0 120L2 118L7 117L10 114L11 110H13L11 108H14L13 105L15 104V99L17 97L15 95L16 92H13L11 90V88H10V85H12L14 83L13 79H10ZM166 80H169V81H167V83L165 84ZM213 80H216V81L213 83ZM256 80H260V81H256ZM106 81H108V80H105L104 84L106 83ZM227 81H228L229 84H226ZM232 81H233L234 84L232 83ZM183 83H184V85H183ZM186 83L193 84L195 86V89H197L198 91L202 92L203 95H201L198 98V101H199L200 105L204 104V101H205L204 99H205L206 95H211L213 97H216L218 95V96L223 98L224 97L223 91H224V87L226 86V88H229L230 91L234 94L233 98L230 99L231 102H230V100L228 101V104L230 105V110L231 111L230 110H223L221 108L222 107L221 101H216L217 105H216V103H213L211 106H209V109H206L205 111H203L202 115L199 116V115L193 113L192 108H190L188 106L186 107V103L183 102L184 100L183 99L181 100V98H183L181 92H183ZM231 83H232V85H230ZM260 83H261V85H260ZM214 84L216 85V87H214L215 86ZM163 85H165V86H163ZM169 85H170V87H169ZM173 85H174V87H173ZM228 85H230V86H228ZM22 86L19 88V90H22V88H23V90H24L23 93L24 94L28 93L29 91L32 90V88L29 87L30 84H24ZM220 86H222V88ZM248 86H250V87H248ZM259 86H260V88H259ZM231 87H233L232 90H231ZM246 87L248 88V90H247ZM102 88L105 89L106 86H102ZM133 88H134V90L139 89V91H137V90L134 91ZM236 89H237V92H236ZM253 89L256 90L257 94H256V92H254ZM129 90L131 92H133V93L137 92L138 94L140 93V91H142L141 94H139V95H143V92H144V95H143L144 98L142 99V96H140L141 97L140 99L135 97V100H134V98H133V100H131L132 99L131 95H130L131 92ZM162 90H163V93H162ZM233 90H234V92H233ZM259 90L262 91L261 95H258ZM129 92H130V94H129ZM237 93H238V95H237ZM240 94L241 95L243 94L242 95L243 97ZM249 94H251V95H249ZM124 95H126V96H124ZM163 95H165V96H163ZM122 96H123V98L125 97L124 100H123ZM106 97H108V98H106ZM127 97H129V103H128L129 106L127 105L128 101H126V99H128ZM238 97H240V98L238 99ZM254 97H255V100L257 99V100H260V101L257 102V100L256 101L253 100ZM103 98H104V100H103ZM112 98H114V101H112ZM118 98H119V101H121V102H118ZM174 98H175V100H174ZM136 99H137V102H138V100H139V102L140 101L141 102L137 103ZM145 99H147V100H145ZM84 100H85V98L84 99L81 98V100H80L81 103H82L81 110H82V112H85L86 107H88L86 112L87 111L90 112V113L89 112H87V113H88L89 117L92 119V117H93L92 114L94 113V110H95V107H94L95 106V104H94L95 102H87L86 100L84 102ZM171 100H172L173 103L171 102ZM176 101L178 103H176ZM116 102H117V104H116ZM130 102H131V105L134 106V107H132L130 105ZM174 102H175V104H174ZM181 102H183V103H181ZM89 103L91 105H89ZM92 103H93L94 106L92 105ZM136 103H137V106H136ZM151 103H152V106L154 105V107L151 106ZM231 103H232V105H231ZM256 103H258V104H256ZM141 104H143V105H141ZM176 105H177V107H176ZM180 105H181V107H180ZM126 106H128V107H126ZM155 106H157V107H155ZM174 106H175L176 109L174 108ZM91 107H92L93 110L91 109ZM141 107H143V110L146 109L147 111L146 112L145 111L142 112ZM162 107H164V108H162ZM115 108H117V109H115ZM122 108H124V109H122ZM127 108L129 109L128 111H127ZM188 108L190 109V111H189ZM113 109H114V112L116 113L114 115H116V116H114L112 114ZM125 109H126V111H125ZM156 109L157 110L160 109V111H157ZM148 110H149V112H148ZM207 110L209 111V113H208ZM219 110H221V111H219ZM232 110H233L234 115H230L231 116L230 118L227 117L225 115V113L227 114L229 112L228 115L232 114L231 113ZM122 111L126 115L127 114L128 115L126 116L124 114L126 116L125 117L123 115ZM162 111H165L167 113L165 114V112H162ZM168 111L172 112L171 115L168 113ZM223 111H224V113H223ZM119 112L122 113V114L119 115ZM142 113H145V114H142ZM129 115L131 116L130 118H132L131 119L132 122L130 121ZM123 116H124V118H123ZM212 116L214 117V119H213ZM104 117H106L105 118L106 120L104 119ZM200 117L202 119H200ZM204 117H205V119H204ZM207 117H208V119H207ZM217 117H219V118H217ZM224 118H225V120H224ZM125 119H126V122L124 121ZM217 119H218V121H217ZM145 120L147 121V124L151 123L150 125L153 127V129H151V133H150L151 142L148 141V145H146L147 143L144 145V144H142V143H140L138 141H137L138 142L137 143L136 140H134L135 139L134 136H135L136 132L138 131V128H139V130H140V127H142L143 129L146 128L147 124H146ZM212 120H214V121H212ZM115 121H116V123H115ZM133 121H135V122L133 123ZM189 121H190V123H189ZM205 121H207V122H205ZM178 122H180L181 124L178 123ZM223 122L224 123L226 122L227 124L226 123L224 124ZM192 123L194 124V127H193ZM220 123H221V126L223 125L222 127L220 126ZM141 124L142 125L144 124L145 126H142ZM188 125L189 126L192 125V126L188 127ZM201 125H203V126H201ZM21 126H22V128H21ZM21 126L18 125V127H17L18 131L20 129H21V131L24 129V126L23 125H21ZM119 126H117V127H119ZM154 127H156L155 128L156 130L154 129ZM215 127H217V128H215ZM142 128H141V130H142ZM220 129H222V130H220ZM250 129H252V130H250ZM261 129H263V130L260 131ZM223 130H225V131H223ZM239 130L240 131L243 130V131L238 133L237 131H239ZM155 131H156V133H155ZM184 132H186V135L188 137H186ZM199 132H201V134H200L201 136H199ZM251 132H253L255 135L253 133H252V135H250L249 133H251ZM84 133H85V131H84ZM103 133H106V134H103ZM152 133H153V136H151ZM225 133H227L228 136ZM154 134H156V135H154ZM174 134H176V137L174 136ZM189 134H190V140H188L189 139ZM195 134H196V136H195ZM103 135H105V136H103ZM225 135H226V137H224ZM240 135H242V136H240ZM248 135H250V136L248 137ZM6 136H7V134L5 133V131L4 130H0V138H6ZM88 136H87V134L83 135L84 138H87ZM207 136L209 137L208 138L209 140L206 138ZM262 136H263V138H262ZM131 137H132V139L130 141ZM254 137H255V139H254ZM114 138H115V140H114ZM128 138H129V140H128ZM152 138H154V139H152ZM155 138H158V139H155ZM224 138H226V139L228 138L227 141H225ZM252 138L254 139L255 143L253 142ZM256 138H258V139H256ZM94 139L96 141H94ZM173 139H175V140H173ZM235 139H236V141H235ZM157 140H160L161 142L160 141L157 142ZM170 140H172L173 142H171ZM197 140L198 141L201 140L202 143L204 142L205 144H207L209 146V148H208V146H207V148L210 150V152L213 153V157L214 158L216 157L217 159H219L218 161L220 163H226L228 165L230 164L229 166H232V167H228V166L226 167V168H228L229 171H227V169L224 168L221 171L220 174H217V172L213 169L212 164L210 162L207 161L208 163H206V161H205V163H204V161L203 162L200 161L201 162L200 163L197 160V156L195 154V144L194 143L195 142L197 143ZM205 140H208V141L205 142ZM213 140H215V141H213ZM105 141H106V143H105ZM218 141L220 143L222 141V145H219L220 143H218ZM101 142H102V144H101ZM129 142H132V143L134 142L136 144H134V143L132 144V143H129ZM154 142H157L159 144L155 143L154 144L155 148L154 147L152 148L151 145H153L152 143H154ZM208 142L209 143L211 142L210 143L211 145L208 144ZM224 142H225V146H223ZM139 143H140V145H138ZM171 143H172V145H171ZM226 143H227V145H226ZM247 143L251 147L246 146ZM104 144H106V146ZM102 145H104L103 147L106 148L107 150L106 149L104 150ZM135 145L136 146L138 145L137 148H136ZM155 145H157V146H155ZM229 145L231 147H230V149H228L229 150L228 151L227 150V146L229 148ZM0 147H2L1 149H7L8 148V143L7 142L6 143L5 142L4 143H0ZM210 147L211 148L213 147V148L211 149ZM215 147H217V149H219V150H217V152L215 151L216 150ZM225 147H226V149H225ZM233 147H234V149H233ZM235 147H236L237 150L235 149ZM174 149L176 150V152L174 151ZM232 149H233V152H232ZM92 150H93V152H92ZM101 150L103 151L102 153L100 152ZM166 150L168 151L167 152L168 154L166 153V155H164ZM68 151H69V153H68ZM75 151L77 153L79 151L80 152L77 154ZM94 151H96V152L94 153ZM231 152H232V155H231ZM218 153H219V155H218ZM68 154L71 157L68 158V156H69ZM170 154L172 156H170ZM104 155H105V159H104ZM174 155H176V156H174ZM260 155H261V157H260ZM101 156H102V158H101ZM106 156H107V158H106ZM233 156H234L235 159L233 158ZM97 158H98V160H97ZM99 158H101V159H99ZM174 158H176V159H174ZM182 158H184V159H182ZM185 158L187 159L188 162L184 161ZM259 158L261 159L259 173L260 172L261 173H260V175L258 174V176L256 177L255 175H253V166H254V164L257 162V160ZM5 159H6L5 162L0 161L1 162L0 164L3 167H5V165H6V163L8 161H11L12 159H16V158H13L12 155L8 154ZM147 160H146V162H147ZM232 160L237 162V163L235 164ZM48 161L51 163L52 160H50V157L48 158ZM225 161H227V162H225ZM38 162H39V158L37 156H35L33 158V161H32V163L36 165L35 168L33 169L34 173L32 172L34 177L39 175L42 172V166L39 165L40 163H38ZM68 162H69V164H68ZM146 162H145V164H148L149 167H150V164H151L150 171L153 170V172H149V178L151 177V179L154 182L157 183V187H159V185H161V184L162 185H166L165 181L163 183V180L166 179L165 177H168L169 180H171L170 176L172 175V173H171V168L168 165L170 163H168V164L166 163L165 166L161 167L160 164H159L160 166H158V164L156 165V163L154 165L153 161H151L152 163L151 162H147L146 163ZM232 162H233V164H235V167L232 164ZM87 163L88 164L91 163L90 164L91 166L89 165L90 166V170H89L90 173L88 172L89 166H88ZM96 163H97V166H96ZM99 164H100V166H99ZM261 164L263 165V167H262ZM153 166L155 168H153ZM75 167H77V168L75 169ZM10 168L13 169V168H15V166L14 165H10ZM169 168H170V170H169ZM160 169L162 171L164 170L165 172L163 171L164 172L163 173ZM167 170H168V172H167ZM225 170H226V172H228V173L231 172V173L230 174H228V173L225 174V172H224ZM83 171H85L84 172L85 174L83 173ZM120 172H121V174H120ZM102 173H103V175H102ZM164 174H165V176H164ZM261 174H262V176H261ZM75 175H76V177H75ZM152 176H154V177H152ZM209 176H211V179H210ZM32 178L33 177H28L29 180L26 179L25 183L23 184V186L21 188V191H23L24 193H29L31 191L30 185L32 184ZM153 178H157V179H153ZM133 179H134V183L136 185L137 184H141V181L139 179H137L136 176H133ZM205 179H207V180H205ZM240 179H242L241 180L242 184L240 182H238V181H240ZM201 180L203 181V183H202ZM224 180L226 181L225 184H224ZM254 181H256L255 182L256 184L254 183ZM212 182H214V183H212ZM233 183H236V184H233ZM252 183H253V185H252ZM202 184H203V186H202ZM219 184L221 185V187H219L220 186ZM222 185H223V187H222ZM226 185H228V186H226ZM25 186L27 188H25ZM236 186L239 187V188H237ZM31 187H32V185H31ZM240 187H242V189ZM256 187H257V189H256ZM223 188H225V189L227 188L228 191H227V189L223 190ZM205 189H206V191H205ZM238 189H239V191H238ZM145 190L146 191L150 190V188L147 187V189H145ZM226 191H227V193H226ZM248 191H249V193H248ZM222 192H224V193H222ZM230 192H232V193H230ZM249 194L250 195H257L259 198L256 196V197H254L253 200H248L246 198V195H249ZM45 196H47V197H45ZM130 196H131L132 199L135 200V202H139L140 201V197L137 195V193L132 191V192H130ZM211 196H212V198H211ZM216 197L218 199H216ZM240 198L241 199L243 198L242 199L243 201ZM256 198L258 199V201L255 200ZM234 200H236L235 201L236 203L234 202ZM239 201H241V202H239ZM249 201H252V202L249 203ZM215 202H216V204H215ZM253 202H254V204H253ZM241 203H243V205H241ZM248 203L250 205H248ZM162 204L168 206L167 203H165V204L162 203ZM253 205H255V206H253ZM188 207L189 206L184 207L183 211L186 210V209L191 210V207H189V208ZM209 211H210V213H208ZM221 212H222V214H221ZM223 212H226L227 214L229 213V215H228L229 217L228 216L223 217L222 216ZM239 212H240V214H239ZM178 214H179L180 218H179V216H177ZM208 214H210L209 217H208ZM218 215H219V217H217ZM22 219H23V222L20 223V220H22ZM224 219H225V221H224ZM30 220H35V218L29 217L25 213L16 215L14 217V219H13L14 229H13V232H11L9 234L8 240H6V243L7 244L9 243L8 245L6 244V248L7 249H11L12 248V249L16 250V251L10 253V255L12 256V259L14 261L20 263V264H44V263L45 264H55V263L56 264H61V263H63L64 262L63 256H66V254L69 252L70 246L69 245H65L64 247L61 248L62 250L60 249L59 254H57L54 251V244L53 243L55 241H56V243H58L60 241V238L58 236H55V237L52 236L51 239L50 238L47 239V238H45L43 236L38 237L36 240H34L32 242L31 246H29L27 248V251H25V246H26V243L28 241V238L26 236V229L25 228H27L26 227V226H28L27 223ZM108 220H109V224H112L113 217H112L111 213H108ZM157 221L159 223H161L160 224L161 225V229L165 230L166 227H167L165 220H163L161 217H159V218H157ZM36 225H37V223H36ZM188 225H189V227H187ZM205 225H207V226H205ZM211 225L212 226L214 225V226L212 227ZM217 226L224 227V229L226 230V233H228L230 235H236V236H238L240 238V240L239 241H235V242L232 241V240H228L229 239L228 235H226L225 233L221 232L220 230H217L216 229ZM258 227H260V228H258ZM254 228H256V229H254ZM12 233L14 235L13 238L11 237ZM185 235H186V237H185ZM25 237H26V239H25ZM168 241H169V243L171 242L170 240H168ZM10 243H12V244H10ZM258 243H259V245H257ZM134 244H135V242L133 241L132 245H131V248L133 250H135ZM181 247H184L185 249L181 248ZM65 248H66V250H65ZM213 248H215V250L217 252L215 258H207L206 256H208L210 254V252L212 250H214ZM40 249L43 250L44 252L43 251L39 252ZM123 252H124L126 258H128V259L131 258V254H130V252L128 250H123ZM212 259H213V261H212ZM114 261H116V262L114 263ZM117 261L120 262V264H123V259L119 257L118 253L117 254H108V255H105L102 258H100L99 262L96 263V264H119V263H117ZM146 263L147 264H152V260L149 258L146 261ZM130 264H137V263L134 262V261L133 262L131 261ZM178 264H180V263H178Z\"/></svg>",
    "mask_w": 264,
    "mask_h": 264
}]
</instances>
